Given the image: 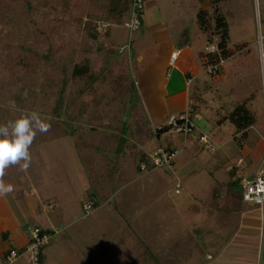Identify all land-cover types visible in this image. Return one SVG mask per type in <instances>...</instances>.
Returning a JSON list of instances; mask_svg holds the SVG:
<instances>
[{"label":"rangeland","instance_id":"rangeland-1","mask_svg":"<svg viewBox=\"0 0 264 264\" xmlns=\"http://www.w3.org/2000/svg\"><path fill=\"white\" fill-rule=\"evenodd\" d=\"M162 1L163 7L160 1L158 3L166 13L170 14L172 7H174L184 12L186 19L193 18L190 13L194 8L198 10L200 7L198 0ZM87 6L88 0H0V19L8 15L12 17L10 37L0 34V122L12 119L22 111L38 112L41 118L46 119L50 126L58 122L69 124L76 121L74 108L78 109V104H76L75 94H77L78 89L76 88H80L81 82L68 81L64 87H59L54 75L59 74L60 69L57 68L59 66H55L53 71L48 74L46 72L44 78H42L43 80H38L35 86L32 85L31 80L28 84V81L24 82L26 78L28 79L29 71L24 68L26 61L24 56L27 58V66H29V63L32 65V60L35 57L48 56L53 61L58 60V58H65L72 59L75 62L89 63L91 68L95 69L89 37L83 33V28L79 23L85 20ZM233 7L236 6L233 5ZM232 12L233 19L236 21L238 17L234 11ZM239 21L241 20L238 19L237 23ZM249 25L248 23L246 27L245 23H242L241 29L234 24L229 27L228 36L231 45L242 43L243 35L249 37L251 33ZM123 32L127 35V32L130 31L124 28ZM262 58L260 87L262 86L261 79L264 82V57ZM235 79V77L232 76L231 79L229 76L224 81L230 84ZM51 80L54 82H50ZM257 89L256 75L252 73L239 84L235 83L231 93L244 99L245 96L242 94L246 92L249 96L253 93L258 94ZM226 96L229 97V94H226ZM258 98L257 95L251 102L255 109H257L256 103L259 104ZM250 100L247 99V102ZM260 109L264 115V101ZM7 112H9V115L5 117ZM207 114H210L208 108ZM223 114L215 115V121L210 126H204L203 121L197 120L194 115L192 119L197 130L190 133L188 137L192 136L189 140L195 141L196 139L198 145L195 144L192 148L184 149L174 158L173 164L157 168V170L151 171L147 177L140 178L137 181L136 189L130 187L129 192H127V188L123 187V190L116 191L110 197L109 206L116 213L113 221L116 220L121 226L122 223L131 226L130 218L134 215H136L135 218L139 223L144 225L148 216H151L150 219L154 220V224H150L148 220L147 225L143 226L144 236L146 237L145 240L141 239L139 241L141 242L140 246L147 247V252L141 253L143 259L138 258L137 263L156 264L153 258L155 254L156 258H159L156 260L157 264L169 263V259L159 257V254L152 250L153 244H150L149 248L148 239L153 241L155 238L150 234L162 233L164 236H172L175 230L178 229L180 232L188 234L186 220L189 219V215L194 217H192V223L190 219L188 220L192 226V228H189V233L194 235L204 234L207 232L204 228L209 224L207 221L202 222L198 219H202L201 217L206 219L208 210L202 211V209L211 208V211H216V207L226 205L225 197H227L228 203L231 201L230 207L241 205L243 211L247 210L242 218L254 221V226L259 225L257 229L259 234L264 235V206H258L240 199L242 180L239 181V184L237 182L223 188L221 185L218 186L217 182L221 179L215 173L209 186L203 189L194 187L200 183L204 184L208 180L206 175H202L206 172V169H210L212 166V163L208 160H225V157L229 158L230 155L233 156V161L241 155L243 161L240 162L239 166L245 167L248 165L253 170V167L258 165L257 169L260 167L259 173L264 175V131L258 135L256 134L254 139L252 132H246L244 137H241L240 133L233 135L234 126L222 118ZM257 126H263L262 118ZM201 132L209 133L212 136L220 133L223 138L221 141H225V143L221 144L220 140L218 142L212 140L214 150L212 152L207 151L198 141ZM73 135H75V132L72 131L61 138L41 141L44 139L42 138L44 133L37 132L29 149L31 163L28 168L22 169L20 164L9 165L0 180L13 186V191L8 193V200L14 211H16L17 218L22 223L31 225L34 222L32 221L33 215H37L40 217L41 227L45 228L44 226L47 224L55 231L56 234L50 239L52 243L49 244V242V245L47 244L44 247L47 251L45 264H101L105 262L111 264L112 258L115 256L122 259L117 245L114 247L110 245L111 250L105 252V249H102L99 259H96L93 253L98 252L99 248H97L98 250L96 248V250H93L94 248L91 250L87 242L77 241L74 236L67 235L69 234L68 230L73 229L70 226L75 224L80 227L82 232H85L87 223L84 220L86 218H90V220L94 218L95 221H100V218L103 220L105 216V213H102L103 210H100L90 216L83 217L81 200L87 196L92 186L86 176L82 160L87 156L82 149L75 146L76 138H73ZM245 140L246 145L243 152L241 149H243ZM199 167H201V174L193 178L192 173L198 170ZM203 167L204 169H202ZM150 176H152V179H150ZM176 183L182 186L178 193L174 191ZM133 189L135 190L132 192ZM226 194L228 195L226 196ZM102 200L103 197L100 201ZM150 204L156 205V209L151 208ZM157 206L160 210H157ZM183 207L185 208L183 209ZM159 211L165 218L161 219L157 216ZM185 212L188 219L184 216ZM239 212L237 210L236 214L233 213L225 226L219 222L214 224L212 222V229L215 232L222 231L229 236L232 230L235 229ZM216 216L213 214L212 219L219 218ZM104 220H106V217ZM131 228L132 226H127V231L130 230L134 236L136 235L137 239L142 238L140 236L142 234L141 226H135L139 230H131ZM125 230L123 229V231ZM106 235H110V232L105 233L103 239H109V236ZM102 236L98 235V241L102 244L100 245L102 248H106L107 244L102 241ZM7 244H9L8 241ZM218 245L224 246V243L219 242ZM26 257L27 254L23 253L12 262H2L0 259V264H24ZM149 257L151 261L146 262Z\"/></svg>","mask_w":264,"mask_h":264},{"label":"crops","instance_id":"crops-1","mask_svg":"<svg viewBox=\"0 0 264 264\" xmlns=\"http://www.w3.org/2000/svg\"><path fill=\"white\" fill-rule=\"evenodd\" d=\"M159 1L163 7L162 0L144 1L141 26L136 31L127 32V35L123 34V29H126L123 24H107L105 29L100 30L102 33V35H100V43L102 44L100 50L93 56L95 67L102 66L115 59H120L128 69L134 87V95L140 101L148 124L154 132L141 147H143L147 153L158 146L166 149H174L176 150L177 156L184 151V149L192 148L197 142L196 139L195 141L189 140L192 136H183L178 132L171 124V121L179 122L180 115L189 111V120L193 124L194 121L192 117L195 115L197 120L203 121L204 126H210L213 124V121H215V115L220 113H224L223 115H225V113L229 112L237 103L241 102H245L247 107L254 114V123L246 130V132H252L254 134V139L256 134L258 135L260 132L264 131V115L260 109L264 101L263 79H261L262 86L260 87V66L263 60L262 57H264V48H261L257 42L258 35L264 33V0L233 1L232 11L235 12V15L241 21L237 23L238 19L236 21L233 19L232 12L228 17V31L232 24L241 29L242 23H245L246 27L249 23L251 33L249 37H244L243 35V42L239 43L242 44L243 47L234 51L225 59L215 76H209L203 71L205 63L201 53H203L207 43L204 32L199 28L196 22V13L201 9H209V0H198L200 2V7L198 10L194 8L190 13V16L193 18L189 17V19L185 18L184 12L174 7H172L173 9L171 8L172 11L170 14L166 13V11L159 6ZM233 5L236 7L234 8ZM239 44L233 43V45H231L228 36L229 48L233 49L235 45ZM172 53L175 54L174 59L171 57ZM252 73L256 75L258 94L253 93L249 96L246 92L242 94L245 96L244 99H241L236 94H232L231 92L233 87H235V83L239 84ZM229 76L231 79L232 76L236 78L233 82L230 80L232 84L224 81V79ZM226 94H229V97H227ZM257 95L259 96V104L256 103L257 109H255L251 105V102ZM247 99L251 100L247 102ZM202 107L205 109L203 110ZM207 108L210 109L209 115L207 114ZM261 118L263 126L258 127L257 124L261 122ZM80 125L81 123L76 126L78 127ZM165 125L169 128L165 131L155 133L156 129ZM75 129H77L75 130V138L77 141L79 136L78 132H80L82 128ZM194 130H197L195 124ZM216 130L218 131V128ZM207 134L214 142L220 140L221 144L225 143V141H221L223 138L221 137L222 135L220 136V133H218V135L213 134L215 136L209 133ZM102 136L103 138L99 145L93 144L85 148L83 145L75 143V146L82 149L85 152L84 154L88 157L82 160L86 176L92 186V189L87 193L86 197H83L81 203L85 199H92L95 202L94 209L88 214L83 213V217L90 216L92 213L103 210L102 213H105L104 219L106 217V220L100 218V221H95L94 218H92V220L86 218V220H84V222L87 223L85 232H82L80 227L74 224L70 226L73 227V229L68 230L67 228L69 233L67 235L74 236L77 241L87 242L91 250L93 248V250L99 248V250L97 249L98 252L95 251L93 253L96 259H99L102 249H105V252L111 250V246L114 247L117 245L118 252L122 259H118L115 256L112 258L113 261L111 264H145L140 262L137 263L138 258L142 257L141 253L144 254L147 252V247L144 248L140 246L141 242L139 240L146 237L144 236L143 226L147 225L148 220L150 224H154V220L150 219L151 216H148L147 219L145 218L144 225L139 223L135 218L136 215L130 218L131 230H139L135 228V226H141L142 234L140 233V236L142 238L137 239L135 237L136 235L134 236L130 230L127 231V226H131H126L124 223H122L121 226L116 220L113 221V218L116 217V213L114 209L109 206V202L110 197L116 191L123 190V187L127 188V192H129L128 190L130 187L136 189L138 185L137 181L143 176L147 177L153 170L144 173L139 172L135 163L128 158L129 156H122L117 153V138L113 136L109 137L104 134ZM107 137L110 140H108ZM232 138L234 139L233 136ZM105 143H107V146L109 144L110 147L107 148V150L103 148ZM245 143L246 140L244 141L243 149H241L243 152L245 151ZM232 157L233 156L230 155L229 158L225 157V160H208L212 163V166L210 169H206L205 173H202V175L208 177V180L206 183H200L194 187H201L199 189H203L209 186L212 183L211 179H213L215 173H217L221 179L217 182L218 186L221 185L223 188L227 187L234 177L240 181L252 178L259 173L260 167L257 169L258 165L254 166L253 170L248 165L242 167L239 166L240 162L243 161L241 155L234 161ZM107 158L113 159L115 163L110 174L105 176L104 179H90L86 172L85 162H93L96 160L97 163V161L106 160ZM232 167L235 168L234 174L229 170ZM202 169H204V167ZM198 174H201V167L192 173V177L194 178V176ZM151 177L152 176H150V179H152ZM180 187H182L181 184L176 183L174 190L177 188L179 192ZM135 189H133L132 192ZM227 195L228 194H226V196ZM102 197L103 200L100 201ZM225 198L226 205L216 207V211H211V208L202 209V211L208 210L206 219H203V217H201L202 219H198L199 221L202 220V222L207 221L209 224V226L205 224L207 227L204 229L207 232L204 234L194 235L189 233V228H192V226L189 224L188 220L190 219L192 223L194 217L193 215H189L188 219V215L186 216L185 212L184 216L188 219L186 220L188 234H184L178 229L175 230L172 236H164L162 233L150 234L153 238L155 236L153 241L148 239L149 236L147 237V239L151 241V243H149V241L146 240L149 248L150 244H153V248H151L155 253L159 254V257L169 259V263L162 264H264V235L259 234V230H257L259 225L254 226V221L248 218H242V215L247 210L243 211L241 205L238 207H230L229 204L231 201L228 203L227 197ZM202 203L206 204L204 202ZM207 205L209 206L208 203ZM150 206L156 209V205L150 204ZM184 208L185 207H183V209ZM157 210H160L158 206ZM237 210L240 212L238 213V219H236V226L229 236L222 231L215 232V230L212 229V222L213 224L219 222L225 226L230 220L229 217L233 215V213L236 214ZM158 213L157 216L159 218H165L160 214V211ZM213 214L214 216L217 215L216 217L219 218L212 219ZM36 218L39 220L38 224L40 225L41 220L39 216L33 215L32 221H35ZM119 221L122 222L121 220ZM26 225V223H22L17 218L16 211H14V208L10 205L8 200V194L0 196V259L3 252L8 248L22 249L25 246L28 238ZM182 226L184 225L182 224ZM44 227L46 229L48 228L50 233H52V237H54L56 234L55 231L47 224ZM123 229L126 230L123 231ZM4 231L6 232L5 240L1 237V233ZM108 232H110V235L106 236H109V239H103L105 238V233ZM98 235H103L102 241H105L107 244L106 248L100 246L102 244L98 241ZM7 241L9 244H7ZM66 242L68 243L67 238ZM219 242H223L224 246L218 245ZM51 243L52 242L49 244ZM46 256L47 251L44 249L42 252V261L44 264ZM153 258L155 259L154 262L157 264L156 260L159 258H156V254ZM142 259L143 258H141V260ZM148 261H151L150 257L146 262ZM26 263L27 257L24 264ZM101 264L109 263L105 262Z\"/></svg>","mask_w":264,"mask_h":264},{"label":"trees","instance_id":"trees-1","mask_svg":"<svg viewBox=\"0 0 264 264\" xmlns=\"http://www.w3.org/2000/svg\"><path fill=\"white\" fill-rule=\"evenodd\" d=\"M233 1L234 0H209V9H201L196 13V22L199 28L204 32L206 43L215 41L224 59H227L234 51L243 47L242 44L235 45L233 49L228 47V17L232 14ZM129 10V0H88L85 20L79 23L83 28V33L89 37L92 57L100 50L102 45L100 43V35H102V33L98 28L97 22L103 20V22L108 24L121 25L126 21ZM11 26V16L8 15L0 19V34H5L10 37ZM201 55L204 63L216 61L215 54L201 53ZM24 57L26 60L24 68L29 70L28 79L26 78L24 82L28 81V84H30L29 80H31L32 85L35 86L36 82L38 80H43L42 78H44L46 72L47 74L51 73L55 66H59L57 68L60 69V73L57 74L58 76L54 75V77L57 78L54 79L57 80L59 87H64L68 81L81 82L80 88H76L78 92L75 94L78 109L74 108L76 114L75 122H79L69 124L58 122L53 124L49 127V130L44 133L42 137L44 139L41 140V138H39V140L46 141L47 139L53 140L61 138L67 136L72 131L75 132V130H77L75 128H82L80 132H78L79 136L76 144L79 143L86 148L93 144L99 145L103 138V134L109 137L113 136L118 139L117 153L122 156H129L128 158L135 163L138 171L144 173V170L140 169L139 164L140 162L149 163L148 155L151 151L147 153L141 146L147 142L154 132L148 124L140 101L134 95V87L128 69L120 59H115L114 61L93 69L89 63L75 62L72 61V59L68 60L65 58H58V60L53 61L48 56L35 57L32 60V65L29 63V66H27V58L26 56ZM50 82L54 81L51 80ZM89 96L90 98H88ZM7 115H9V112L5 114V117ZM222 118L226 119L234 126L233 135L240 133L241 137L246 135L247 128L252 125L255 120L254 115L249 111L245 102L237 103L229 112L225 113ZM79 123H81L82 126L80 125L77 127L76 125ZM167 128L169 127L166 125L162 126L156 129L155 133L165 131ZM38 137L40 136L38 135ZM73 138H75V135H73ZM209 138L212 143V138L210 136ZM107 139L110 140L108 137ZM106 144L107 143L104 144L103 148L107 150V148L110 147L109 144L108 146ZM173 162L174 159L171 164H173ZM85 166L90 179H104L105 176L110 174L115 163L113 159L107 158L106 160H99L97 163L96 160L93 162L86 161ZM234 169L235 168L232 167L229 170L234 174ZM237 182L239 184L238 179L234 177L230 181V184ZM240 199L243 200L241 195ZM225 218L227 219L226 216ZM38 221L39 220L36 218L31 225H26V229L28 226L35 225L41 229V233H50V230L41 227ZM50 234L52 237V233ZM1 237L3 240L6 239L5 231L1 233ZM9 249L3 252L1 257L2 262ZM40 258L42 259V255H40Z\"/></svg>","mask_w":264,"mask_h":264},{"label":"built area","instance_id":"built-area-1","mask_svg":"<svg viewBox=\"0 0 264 264\" xmlns=\"http://www.w3.org/2000/svg\"><path fill=\"white\" fill-rule=\"evenodd\" d=\"M145 0H129L130 10L126 21L123 25L130 32L136 31L140 28L141 18L144 9ZM108 23L99 21L97 22L98 28L103 30L106 28ZM257 42L261 48H264V33L258 35ZM203 54H215L216 61L205 62L203 71L209 76H215L218 73L219 67L225 61L221 56L220 51L215 43H207L204 48ZM171 57L174 59L175 54L172 53ZM171 124L176 128L178 132H181L184 136L190 134L194 130V124L189 120V111L180 115L179 122L171 121ZM198 141L200 145L204 146L205 149L212 151L211 139L207 133L201 132ZM176 156V150L164 149L161 146L153 149L149 155V163L140 162L139 167L144 172L149 170L168 166ZM175 192L178 189L175 188ZM241 196L244 201L251 202L258 206H264V175L258 173L252 178L242 180ZM81 209L84 214L90 213L94 209V200L87 199L81 203ZM38 226L32 225L27 227V242L22 249L11 248L4 256L5 262H12L20 254H27L26 264H43L40 255H42L44 247L50 242L51 234L47 232H40Z\"/></svg>","mask_w":264,"mask_h":264},{"label":"clouds","instance_id":"clouds-1","mask_svg":"<svg viewBox=\"0 0 264 264\" xmlns=\"http://www.w3.org/2000/svg\"><path fill=\"white\" fill-rule=\"evenodd\" d=\"M49 127L46 119L36 111H22L12 119L0 122V177L9 165L20 164L22 169L28 168L31 163L29 149L37 132L46 133ZM12 191L10 183L0 180V196Z\"/></svg>","mask_w":264,"mask_h":264}]
</instances>
